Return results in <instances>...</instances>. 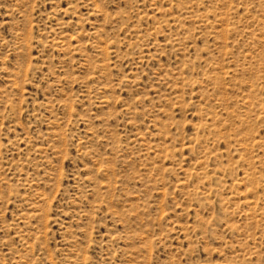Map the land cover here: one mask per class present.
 I'll return each mask as SVG.
<instances>
[{
	"label": "rangeland",
	"instance_id": "obj_1",
	"mask_svg": "<svg viewBox=\"0 0 264 264\" xmlns=\"http://www.w3.org/2000/svg\"><path fill=\"white\" fill-rule=\"evenodd\" d=\"M0 264H264V0H0Z\"/></svg>",
	"mask_w": 264,
	"mask_h": 264
}]
</instances>
